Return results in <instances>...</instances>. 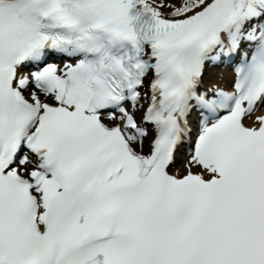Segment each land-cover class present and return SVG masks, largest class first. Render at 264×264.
Returning <instances> with one entry per match:
<instances>
[{
	"label": "snow or ice",
	"instance_id": "obj_1",
	"mask_svg": "<svg viewBox=\"0 0 264 264\" xmlns=\"http://www.w3.org/2000/svg\"><path fill=\"white\" fill-rule=\"evenodd\" d=\"M0 264H264V0H0Z\"/></svg>",
	"mask_w": 264,
	"mask_h": 264
},
{
	"label": "bare ground",
	"instance_id": "obj_2",
	"mask_svg": "<svg viewBox=\"0 0 264 264\" xmlns=\"http://www.w3.org/2000/svg\"><path fill=\"white\" fill-rule=\"evenodd\" d=\"M222 74H223V77L220 78V79L217 77V74L214 75V76L212 77V82H211V84H213V83H219V84H221L222 86H225V85H224V82H226L227 80H230V78H231V73H229L228 71L222 70ZM179 167H180V165H179L177 168H175V171H176Z\"/></svg>",
	"mask_w": 264,
	"mask_h": 264
},
{
	"label": "rangeland",
	"instance_id": "obj_3",
	"mask_svg": "<svg viewBox=\"0 0 264 264\" xmlns=\"http://www.w3.org/2000/svg\"><path fill=\"white\" fill-rule=\"evenodd\" d=\"M173 169H175V168H173Z\"/></svg>",
	"mask_w": 264,
	"mask_h": 264
}]
</instances>
